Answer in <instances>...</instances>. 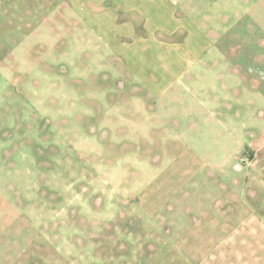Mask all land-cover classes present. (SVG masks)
Masks as SVG:
<instances>
[{
	"label": "rangeland",
	"instance_id": "rangeland-1",
	"mask_svg": "<svg viewBox=\"0 0 264 264\" xmlns=\"http://www.w3.org/2000/svg\"><path fill=\"white\" fill-rule=\"evenodd\" d=\"M78 3L0 0V264L152 261L153 230L138 195L179 149L172 148L164 118L149 116L148 98L126 94L123 81L129 59L139 65L171 58L132 54L136 60L111 51ZM230 39V59L240 67L230 77L242 94L229 92L219 111H226L235 138L216 128L201 141L212 148L223 139L222 153L243 140V128L235 126L264 127L263 25ZM162 66L153 73L165 72ZM195 72L216 82L214 74ZM127 78L144 88L137 72ZM239 156L248 161L249 195L242 196L264 220V158L254 160L249 149ZM156 228L163 236L162 226Z\"/></svg>",
	"mask_w": 264,
	"mask_h": 264
},
{
	"label": "crops",
	"instance_id": "crops-1",
	"mask_svg": "<svg viewBox=\"0 0 264 264\" xmlns=\"http://www.w3.org/2000/svg\"><path fill=\"white\" fill-rule=\"evenodd\" d=\"M74 1L83 4L85 20L111 51L136 60L132 54H142L139 60L152 53L171 58L139 65L129 59L125 68L131 72L123 81L126 94L149 100V116L164 118L172 148L179 149L138 195L147 217V226L141 225L153 230L147 237L154 250L150 264H264L263 215L242 196L249 195L243 181L248 161L244 157L241 163L239 156L249 149L254 160H263V123L256 131L247 124L235 126L243 128V140L228 153H222L223 139L212 148L201 144L216 128L235 138L226 111H219L229 92L242 94L230 77L240 67L230 59L235 48L228 40L249 37L262 25L264 31V0ZM216 53L226 59L210 60ZM157 63L166 70L159 76L153 73ZM198 68L205 77L214 74L216 82L200 77ZM134 71L146 79L143 89L127 78ZM159 225L163 236L156 231Z\"/></svg>",
	"mask_w": 264,
	"mask_h": 264
},
{
	"label": "built area",
	"instance_id": "built-area-1",
	"mask_svg": "<svg viewBox=\"0 0 264 264\" xmlns=\"http://www.w3.org/2000/svg\"><path fill=\"white\" fill-rule=\"evenodd\" d=\"M244 161H245V158L242 157L241 160H240V162L243 163Z\"/></svg>",
	"mask_w": 264,
	"mask_h": 264
}]
</instances>
